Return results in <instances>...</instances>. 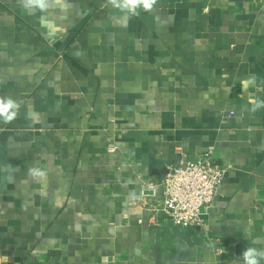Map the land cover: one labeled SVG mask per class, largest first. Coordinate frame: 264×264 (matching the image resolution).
<instances>
[{
    "label": "crops",
    "instance_id": "1",
    "mask_svg": "<svg viewBox=\"0 0 264 264\" xmlns=\"http://www.w3.org/2000/svg\"><path fill=\"white\" fill-rule=\"evenodd\" d=\"M0 97L21 102L0 122V264H241L264 250V108L251 111L264 0H157L136 16L0 0ZM209 149L225 176L205 240H183L141 193Z\"/></svg>",
    "mask_w": 264,
    "mask_h": 264
},
{
    "label": "built area",
    "instance_id": "2",
    "mask_svg": "<svg viewBox=\"0 0 264 264\" xmlns=\"http://www.w3.org/2000/svg\"><path fill=\"white\" fill-rule=\"evenodd\" d=\"M224 176L225 170L215 162L214 150L209 149L196 162L181 160L169 167L161 182L147 183L141 206L152 208L176 226L203 228V215L213 205Z\"/></svg>",
    "mask_w": 264,
    "mask_h": 264
},
{
    "label": "clouds",
    "instance_id": "3",
    "mask_svg": "<svg viewBox=\"0 0 264 264\" xmlns=\"http://www.w3.org/2000/svg\"><path fill=\"white\" fill-rule=\"evenodd\" d=\"M22 7L29 14H35L37 10L47 12L52 6L53 0H19ZM107 4L114 9H119L121 12L136 16L139 15V10L152 11L157 5V0H107ZM115 23H119L116 16L112 17ZM247 83H254L253 79H249ZM260 108H264V101L257 100L253 102L251 111L255 112ZM21 102L12 97H0V122L5 124L12 123L19 115ZM29 174L33 177L43 176L44 172L40 169H30ZM241 264H261L264 261V250L255 247L245 248L241 254Z\"/></svg>",
    "mask_w": 264,
    "mask_h": 264
},
{
    "label": "water",
    "instance_id": "4",
    "mask_svg": "<svg viewBox=\"0 0 264 264\" xmlns=\"http://www.w3.org/2000/svg\"><path fill=\"white\" fill-rule=\"evenodd\" d=\"M164 230L170 231L174 236H177L183 240L190 241L191 238H196L198 241H204L205 238L202 236V227L200 226H191L183 227L176 226L173 221L169 220L164 225Z\"/></svg>",
    "mask_w": 264,
    "mask_h": 264
}]
</instances>
